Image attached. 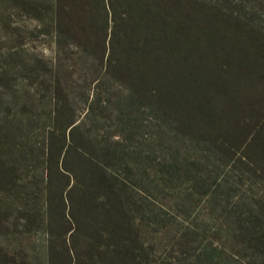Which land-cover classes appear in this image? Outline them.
I'll return each mask as SVG.
<instances>
[{"label":"trees","instance_id":"16d2710c","mask_svg":"<svg viewBox=\"0 0 264 264\" xmlns=\"http://www.w3.org/2000/svg\"><path fill=\"white\" fill-rule=\"evenodd\" d=\"M1 54L0 264H264V0H0Z\"/></svg>","mask_w":264,"mask_h":264},{"label":"rangeland","instance_id":"374dc122","mask_svg":"<svg viewBox=\"0 0 264 264\" xmlns=\"http://www.w3.org/2000/svg\"><path fill=\"white\" fill-rule=\"evenodd\" d=\"M37 47H38V49L41 48V46H40L39 44H37ZM2 57H3V55L1 54V55H0V59H1ZM0 69H1V65H0ZM36 237H37L36 240H38V236H36Z\"/></svg>","mask_w":264,"mask_h":264}]
</instances>
